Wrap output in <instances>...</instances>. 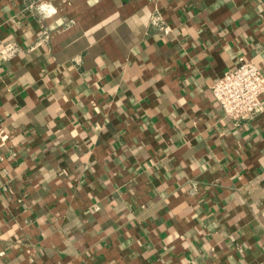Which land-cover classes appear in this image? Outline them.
Returning a JSON list of instances; mask_svg holds the SVG:
<instances>
[{"label": "crops", "instance_id": "crops-1", "mask_svg": "<svg viewBox=\"0 0 264 264\" xmlns=\"http://www.w3.org/2000/svg\"><path fill=\"white\" fill-rule=\"evenodd\" d=\"M9 42L0 264H264V95H212L264 74V0H0Z\"/></svg>", "mask_w": 264, "mask_h": 264}, {"label": "built area", "instance_id": "built-area-1", "mask_svg": "<svg viewBox=\"0 0 264 264\" xmlns=\"http://www.w3.org/2000/svg\"><path fill=\"white\" fill-rule=\"evenodd\" d=\"M38 10L44 16H52L55 13L49 4L40 5ZM151 23L165 34L170 32L158 14L152 17ZM20 51L17 43L9 42L1 48L0 59L12 60ZM212 95L225 115L235 123L253 120L263 111L261 96L264 95V74L254 62H244L234 70L224 73L213 85Z\"/></svg>", "mask_w": 264, "mask_h": 264}]
</instances>
